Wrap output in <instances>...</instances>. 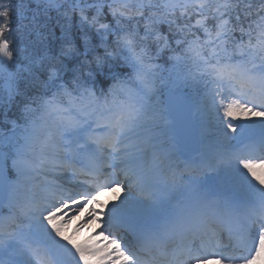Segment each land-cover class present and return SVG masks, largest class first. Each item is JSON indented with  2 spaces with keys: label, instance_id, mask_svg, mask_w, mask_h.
Segmentation results:
<instances>
[{
  "label": "snow or ice",
  "instance_id": "1",
  "mask_svg": "<svg viewBox=\"0 0 264 264\" xmlns=\"http://www.w3.org/2000/svg\"><path fill=\"white\" fill-rule=\"evenodd\" d=\"M184 88L217 136L176 128ZM250 116L264 0H0V264H264Z\"/></svg>",
  "mask_w": 264,
  "mask_h": 264
},
{
  "label": "rangeland",
  "instance_id": "2",
  "mask_svg": "<svg viewBox=\"0 0 264 264\" xmlns=\"http://www.w3.org/2000/svg\"><path fill=\"white\" fill-rule=\"evenodd\" d=\"M188 95V97L190 98V100L192 101V103L197 106L199 105V98H200V95H195L193 93H186ZM261 119H264V118H261V117H255V116H250V117H240L238 120H237V124H240V123H244V124H248L250 123L251 121L253 120H261ZM198 124H199V127L200 125H205V128L203 129V134L204 135H207V136H210V137H214V136H217L218 133L216 131L215 128H212V127H209L207 126V122L203 116V114H200L197 118H196ZM262 169H258V173L261 174V175H264V170L261 171ZM123 197V196H122ZM121 197V198H122ZM108 202L106 203L109 207H111V205L113 203H119V200L117 199V197L115 199H106ZM111 202H110V201ZM99 207V205H98ZM75 230V229H74ZM73 228L71 226H69V232L68 234L69 235H72V233L74 232ZM86 233L84 232L83 234L79 235L77 237L78 240H81V238L85 235ZM63 242V241H62Z\"/></svg>",
  "mask_w": 264,
  "mask_h": 264
},
{
  "label": "water",
  "instance_id": "3",
  "mask_svg": "<svg viewBox=\"0 0 264 264\" xmlns=\"http://www.w3.org/2000/svg\"><path fill=\"white\" fill-rule=\"evenodd\" d=\"M182 95V94H181ZM183 97V104H184V107H183V110L180 111L176 117V122H182L183 120V114H187L190 110H191V105H190V102L189 100L184 96L182 95ZM0 183H3L2 180H0Z\"/></svg>",
  "mask_w": 264,
  "mask_h": 264
},
{
  "label": "bare ground",
  "instance_id": "4",
  "mask_svg": "<svg viewBox=\"0 0 264 264\" xmlns=\"http://www.w3.org/2000/svg\"><path fill=\"white\" fill-rule=\"evenodd\" d=\"M193 107H195V109H194V115H195V119L200 115V114H202L200 111H199V105H197V106H193ZM264 170V169H263ZM262 170V171H263ZM119 190V189H118ZM119 193H121L120 192V190H119ZM124 194H126V193H124ZM74 225V226H73ZM73 226V229H75V226H76V222L75 221H73V224L71 225V227ZM94 227V226H93ZM89 230L88 229H85V232H88ZM90 232V231H89Z\"/></svg>",
  "mask_w": 264,
  "mask_h": 264
},
{
  "label": "trees",
  "instance_id": "5",
  "mask_svg": "<svg viewBox=\"0 0 264 264\" xmlns=\"http://www.w3.org/2000/svg\"><path fill=\"white\" fill-rule=\"evenodd\" d=\"M166 67H167V65H166ZM159 86L162 87L163 84H161V83L158 81V84H157L158 89H160ZM164 86H165V85H164ZM184 89H193L196 93H198V92L196 91V89H194V88H184ZM162 93H163V92H162ZM160 97L162 98V95H160Z\"/></svg>",
  "mask_w": 264,
  "mask_h": 264
}]
</instances>
